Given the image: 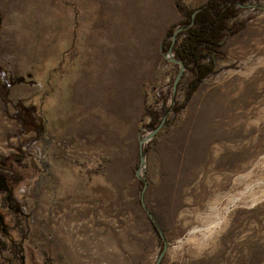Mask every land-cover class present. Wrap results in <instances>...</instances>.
<instances>
[{"label": "rangeland", "instance_id": "1", "mask_svg": "<svg viewBox=\"0 0 264 264\" xmlns=\"http://www.w3.org/2000/svg\"><path fill=\"white\" fill-rule=\"evenodd\" d=\"M235 6L213 70L186 98L192 72L183 63L178 74L159 47L182 25L173 0H0V160L22 152L11 162L20 208L0 207V238L21 241L23 264H152L163 244L158 264H264V0ZM94 57L120 62L119 81L86 76L97 92L80 94L74 83ZM126 81L135 94L122 100ZM93 104L102 120L84 118ZM70 110L79 140L103 125L102 154L66 157L37 192L32 156L63 154ZM24 118L38 119L39 139ZM13 263L0 251V264Z\"/></svg>", "mask_w": 264, "mask_h": 264}, {"label": "trees", "instance_id": "2", "mask_svg": "<svg viewBox=\"0 0 264 264\" xmlns=\"http://www.w3.org/2000/svg\"><path fill=\"white\" fill-rule=\"evenodd\" d=\"M236 3L237 0H200L194 6H188L183 3V0H173L174 7L182 17L180 21L183 27L176 31L173 39L171 37L167 39L168 35L165 32L160 40V48L165 51L170 46L174 57L192 72V76L187 81L186 98L201 79L213 70L214 52L221 44L222 36L231 33L235 28V22L229 23L228 21L236 13ZM193 10L194 13L191 15ZM2 89L0 85V94ZM144 110V113L150 115L149 124L152 125L156 113L149 112L145 105ZM165 114L164 111V118ZM146 213L152 226L163 240V234L150 211ZM5 249L9 251L13 264H21L22 244L20 240L7 242L0 238V251Z\"/></svg>", "mask_w": 264, "mask_h": 264}, {"label": "crops", "instance_id": "3", "mask_svg": "<svg viewBox=\"0 0 264 264\" xmlns=\"http://www.w3.org/2000/svg\"><path fill=\"white\" fill-rule=\"evenodd\" d=\"M106 30L107 29L102 26L101 32L106 33V35H107V32L109 30H107V31ZM110 30H111V33H114V34H115V31H117V30H119V32H120V30H121V32H123L122 28L119 29V27H114V28H111ZM165 31H166V29H165ZM165 31H164V34H165ZM129 32H130V30H129ZM142 32L143 31H141V33ZM130 34L131 35L126 37V38H128L129 41H135V38H137V40H139L140 35H134V33L132 31H131ZM93 35H94L93 38H96L95 35H97V31H94ZM113 36L115 38H117L116 34L113 35ZM134 47L137 48V53L140 56L142 55V53L144 54L143 48H141L140 46H134ZM134 47H133V49H134ZM159 47H160V40H159ZM97 59H99V58L94 57V58L90 59V62L89 61L85 62L84 66L87 65V67L85 69V73L82 74L78 79L75 78V75H74L75 80L77 79V82L74 83V86L77 87V92H79L80 94L82 92L83 93L84 92H88L90 94L89 96H94L96 94V92H97V89H96V86H95V82L93 83V82L90 81L87 84L86 76L89 77L91 75V77L93 79H95V77L98 76L99 74L106 73V74L111 76L110 79L114 78V80H115L117 78L116 75H118V73L120 72V68H119L120 62H118L116 60H97ZM136 64H138V63H136ZM99 65H101V68H98ZM134 67L131 66L130 69L134 70ZM134 72H135V70H134ZM113 74L116 77H113ZM117 80H118V78H117ZM110 82L113 83L115 81L111 80ZM119 83H121V82H117V84H119ZM125 83L126 84L122 87L123 90L121 88L120 91H119V94H117L118 98L122 99V100H124L126 98V96H130L132 94L133 95L135 94V92H132V90L128 91L127 85L129 83L127 81ZM89 86H90V88H88ZM122 104H123V112H126L125 106L127 104H125V103H122ZM96 105L97 104H93V105L90 106L89 114L93 113V115H91V114L88 115L87 114L84 117L86 120H93L94 119L96 121V117H97L98 113L101 114V116H99V118L102 120V116H103V113H104L103 112L104 108L101 105L100 106H96ZM105 111L107 112V110H105ZM116 113H118V112L116 111ZM72 114H73V111H71V110L68 113H65L66 116H69V122L70 123H68V129H64V131L68 130L69 135L67 137L68 138L67 143L63 142V144H64L63 145V150H64V152L66 154H64V152H63L62 155L65 156V158L66 157L69 158V156H71V157L76 158V159H78L80 161H87V160L97 159L99 154H102V150H103L102 149L103 148V146H102V131H101L103 129V125L96 126L94 123H93V125L92 124L88 125V127L91 128L92 132H88V129L85 126V128H84L85 133L83 135V138H81L79 140L78 134L76 132L77 131L76 124L74 123V126H73L72 123H71V119H74L76 116L75 115L73 116ZM109 119H110V117H109ZM139 119H140V116H139L138 120ZM66 124L67 123L65 122V126H66ZM65 126H63V128ZM96 128L100 131V132H98V135L95 132ZM106 128H107V130H110V125L109 126L107 125ZM62 132H63V129H62ZM76 159H74V160H76Z\"/></svg>", "mask_w": 264, "mask_h": 264}, {"label": "flooded vegetation", "instance_id": "4", "mask_svg": "<svg viewBox=\"0 0 264 264\" xmlns=\"http://www.w3.org/2000/svg\"><path fill=\"white\" fill-rule=\"evenodd\" d=\"M170 53L173 54V52ZM40 125L41 124L38 121V119L37 122L35 120L29 121L28 118L27 119L24 118L22 120L23 130L27 131L31 129L34 131V136L32 139H39ZM21 153L22 152H14L12 154L5 155L4 156L5 160H0V194L2 195L0 197V202H1L0 207L5 209H11L12 207L14 213H16L17 209L20 208V201L19 199L15 198L12 192L13 183L17 181L18 173L16 169L12 166L11 162H13L14 160L16 161L17 159H19V157H22ZM58 163L61 164L60 166H64L63 163H67V161L65 160V156H63L62 154L60 155L51 154L49 150L46 153V155L43 156V158L40 156L38 151L34 153V156H32L31 159V168L33 175H35L34 181H35V189H37V192L44 193L45 192L44 189L48 188V185L41 183L44 181V177H45L44 173H46V175H49L51 172V167L57 166ZM7 222H9V220ZM20 256H21V264H23V254H21Z\"/></svg>", "mask_w": 264, "mask_h": 264}, {"label": "water", "instance_id": "5", "mask_svg": "<svg viewBox=\"0 0 264 264\" xmlns=\"http://www.w3.org/2000/svg\"><path fill=\"white\" fill-rule=\"evenodd\" d=\"M194 13V10L191 12V15ZM183 26L182 25H180V26H176L174 29H173V31H172V34H171V39H173L174 38V34L176 33V31L177 30H179L180 28H182ZM171 48H170V46L166 49V51L164 52V56H168V54H170L171 55ZM169 59H171L172 61H175V62H178L179 63V65H180V67H179V70H178V74L180 73V70L182 69V67H183V65H182V62L179 60V59H177V58H175V57H170ZM177 74V75H178ZM176 79L177 78H175L174 79V81H173V86H174V84H175V81H176ZM163 119H164V117H162L160 120H159V122H158V124L154 127V128H152L151 129V131L149 132V135H151V134H153V132L156 130V129H158L159 128V126L163 123ZM141 141H142V139H140V143H141ZM138 157H139V161H142L143 160V153H142V147H141V145H139V149H138ZM144 184H145V181L143 180V178H142V186H141V188H140V190H141V192H142V190H143V186H144ZM140 204L142 205V206H144V203H143V201H142V194H140ZM146 211H148V210H146ZM164 248H165V245L163 244V247L161 248V250L158 252V254H157V256H156V258H155V260L153 261V263L152 264H158V262H159V260H160V258H161V256H162V254H163V252H164Z\"/></svg>", "mask_w": 264, "mask_h": 264}]
</instances>
